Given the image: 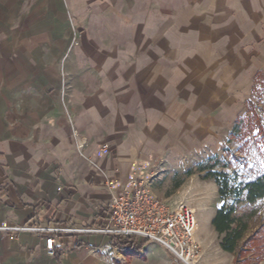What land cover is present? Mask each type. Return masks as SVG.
Segmentation results:
<instances>
[{"label": "crops", "instance_id": "1", "mask_svg": "<svg viewBox=\"0 0 264 264\" xmlns=\"http://www.w3.org/2000/svg\"><path fill=\"white\" fill-rule=\"evenodd\" d=\"M259 72L264 0H0V225L97 228L134 181L180 203L156 180L224 147ZM57 239L58 260L40 235H0V264H176Z\"/></svg>", "mask_w": 264, "mask_h": 264}, {"label": "rangeland", "instance_id": "2", "mask_svg": "<svg viewBox=\"0 0 264 264\" xmlns=\"http://www.w3.org/2000/svg\"><path fill=\"white\" fill-rule=\"evenodd\" d=\"M251 99L261 128L256 122V115L247 113L246 104V114L236 121V129L232 128L224 147L215 156L195 160L189 157L182 159L177 167L162 174V180H156L154 186L163 188L166 192L163 198L173 195L174 201H181L177 205H188L192 209L195 206H205L201 220L195 217L196 238L200 249L204 245L209 255L220 249L219 243L223 237L216 234L211 226L212 220L209 217L212 212H217L222 205L227 209L235 206L237 211L234 216L244 215L248 218L247 230L235 247V254L231 255L220 249L231 258V264H264V241L254 247L255 249L251 247L252 244H247L248 238L256 231L262 232L261 236L264 237V198L249 207L233 196L234 190L264 174V146L261 138L264 128V78L259 83L255 96L252 98L251 95ZM216 174H219L221 181H228V187L231 188L224 199L218 194ZM148 256L151 260L158 259L155 253L148 252ZM224 259L227 258L224 257L223 262L220 260V264L225 263ZM173 260L179 264L176 259Z\"/></svg>", "mask_w": 264, "mask_h": 264}, {"label": "built area", "instance_id": "3", "mask_svg": "<svg viewBox=\"0 0 264 264\" xmlns=\"http://www.w3.org/2000/svg\"><path fill=\"white\" fill-rule=\"evenodd\" d=\"M107 207L106 224L97 228L0 225V235L23 232L40 235L45 241L46 254L51 258L55 256L59 237L99 235L111 243L128 239L137 246L152 243L179 264H196L201 251L196 238L197 219L188 205H171L147 191L142 182L134 181L122 193L113 195Z\"/></svg>", "mask_w": 264, "mask_h": 264}, {"label": "trees", "instance_id": "4", "mask_svg": "<svg viewBox=\"0 0 264 264\" xmlns=\"http://www.w3.org/2000/svg\"><path fill=\"white\" fill-rule=\"evenodd\" d=\"M264 78V72H259L254 80V87L252 89V98L257 93L258 85ZM247 113L256 115L255 110L253 108V99L247 102ZM256 122L258 123V127H260V119L256 115ZM237 122L235 123L233 129H236ZM261 128V127H260ZM261 138L264 146V128L262 129ZM215 184L218 188V194L221 199H224L227 194H229L228 181L219 179V174L215 175ZM233 196L236 200H239L242 203H245L247 206L255 205L256 202L261 201L264 198V174L255 180L248 181L233 191ZM236 207H232L227 209L224 205H222L211 221V226L216 234L220 236L223 235L219 247L224 252L229 253L231 255L235 254L236 246L239 241H241L245 235V231L248 226V218L246 219L244 215L234 216L236 213ZM263 230V228H262ZM262 232L256 231L251 237L248 238L247 244H252L251 247H257L261 245L264 241V237L261 236ZM143 245H135L129 239L121 242H113L112 246L118 248L119 250H124L125 248L133 249L134 251L142 250ZM55 254V253H54ZM56 259L58 260L57 254H55Z\"/></svg>", "mask_w": 264, "mask_h": 264}, {"label": "bare ground", "instance_id": "5", "mask_svg": "<svg viewBox=\"0 0 264 264\" xmlns=\"http://www.w3.org/2000/svg\"><path fill=\"white\" fill-rule=\"evenodd\" d=\"M203 191V190H202Z\"/></svg>", "mask_w": 264, "mask_h": 264}]
</instances>
